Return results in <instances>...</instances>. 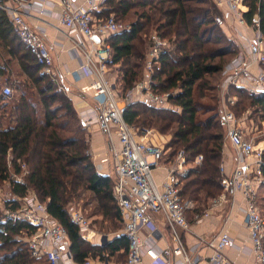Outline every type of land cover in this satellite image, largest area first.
Segmentation results:
<instances>
[{
	"label": "trees",
	"instance_id": "trees-1",
	"mask_svg": "<svg viewBox=\"0 0 264 264\" xmlns=\"http://www.w3.org/2000/svg\"><path fill=\"white\" fill-rule=\"evenodd\" d=\"M244 2L248 8L243 13L244 18L250 22L257 14L264 33V0ZM206 4L209 0H108L100 13L103 17L110 14L120 18L135 17L126 28L106 38L113 62L119 65L123 83L121 93L143 78L150 46L146 39L149 30L156 29L169 40L171 47L160 55L151 77L153 92H173L168 105L156 106L135 100L123 106L122 116L130 125L156 128L161 133L176 123L166 145L171 148V153L180 147L188 159L197 155L203 157L201 165L191 168L181 181V196L197 205L201 202L200 193L205 194L202 202L206 205L207 200L221 191L219 167L223 126L219 99L214 94L216 85L211 80L220 78L223 67L237 52L235 43L215 24ZM223 41L230 46L216 48ZM207 44L214 45L206 47ZM0 54L9 57L0 66V75L9 70H5L9 61H16L29 81L15 86L19 91L17 95L4 97L0 93L3 110L0 114V181L9 182L13 195L23 197L32 190L41 202L46 203L48 213L66 229L70 252L76 262L85 263L89 255L102 256L121 248L126 251L124 235L113 238L104 248L91 247L70 221L66 203L83 191L94 196L97 213L110 222L119 221L121 225L112 194V180L109 175L96 171L87 153V140L72 100L42 72L1 9ZM10 81L7 77L9 84ZM232 90L239 97L230 107L232 111L250 107L264 123V92L251 95L242 89ZM202 98H209L212 103H204ZM173 106L179 109L175 110ZM262 154L264 158V150ZM261 172L264 177V164ZM19 175H22L20 181L14 177ZM260 200L264 202V196ZM16 206L17 202H14L12 208ZM2 216L0 211V264L36 262L27 243L17 238L21 234H30L32 227L23 220L1 221ZM42 260V264H47Z\"/></svg>",
	"mask_w": 264,
	"mask_h": 264
},
{
	"label": "built area",
	"instance_id": "built-area-1",
	"mask_svg": "<svg viewBox=\"0 0 264 264\" xmlns=\"http://www.w3.org/2000/svg\"><path fill=\"white\" fill-rule=\"evenodd\" d=\"M107 1L83 0L82 4L75 5L71 0H57L56 4L59 7V21L66 28L72 48L80 51L83 57L81 65L69 73L76 79L89 77L96 100L95 109L80 111L78 116L86 128L98 122L111 144L112 194L121 221V230L116 235L122 234L127 240L125 264H142L144 251L149 256V264H170V256L178 259L177 264H195L183 246L180 230L189 228L186 212L194 209L196 204L181 196V181L191 168L201 164L203 157L197 155L188 159L184 150L170 153V148L156 144L150 137L152 130L137 131L133 125L128 124L122 116L123 107L119 105L122 100L123 105L135 100L156 106L168 105L169 96L173 92H153L151 77L154 64L170 45L156 33L149 34L150 46L143 78L121 94L110 73L112 67L118 64L113 62L106 38L119 33L123 28L114 15L100 16ZM244 1L212 0L223 12V18H215L219 26L226 28L225 22L231 18L235 21L236 29H244H237L239 35L235 37L236 40L231 37L239 49L221 71V88L231 86L257 95L264 92V33L257 14L252 16L250 22L244 18L243 13L248 9ZM0 9L6 13L21 42L41 66L42 72L59 89L70 94L68 87L59 81L60 73L51 46L28 17L30 3L27 0H0ZM1 94L9 97L12 89L4 86ZM222 98L220 118L225 128L224 140L234 150V165L229 173L223 164L220 165L223 193L212 198L203 212L194 213L193 220L200 223L204 216L219 211L228 202L229 194L239 192L244 202L245 226L255 264H264V219L256 201L257 189L264 182L261 172L264 164L263 149L243 135L235 114L224 106L225 97ZM230 102L233 103L232 99ZM113 131L116 132L117 148L113 147ZM14 202H17V206L12 208ZM9 204L1 221L23 220L32 227L25 240L32 258L44 259L47 264H79L70 252L66 229L48 213L46 203L41 202L32 190H28L23 197L12 196ZM67 212L80 236L91 247H100L107 241L105 235L90 228L88 219L80 210L72 208ZM157 214L163 216L173 242V245L158 250L153 246L155 240L161 237ZM203 240L212 250L210 264H228L223 250L234 243L227 231L221 230ZM145 245H148L147 249ZM106 256L102 264H114ZM83 264H89L88 260Z\"/></svg>",
	"mask_w": 264,
	"mask_h": 264
},
{
	"label": "crops",
	"instance_id": "crops-1",
	"mask_svg": "<svg viewBox=\"0 0 264 264\" xmlns=\"http://www.w3.org/2000/svg\"><path fill=\"white\" fill-rule=\"evenodd\" d=\"M30 3L28 17L30 21L38 26L43 37L51 46L52 52L56 57V67L60 73L59 81L68 87L70 94L68 96L77 110L89 111L96 108V100L92 89L90 88L91 79L83 76L79 79L74 78L71 71L77 69L83 62L82 53L72 48V41L67 35L66 28L59 21V7L56 4L57 0H27ZM75 5H80L83 0H71ZM9 57L0 54V66L5 64ZM14 63L18 71L14 70ZM12 66V69L11 67ZM6 74H1L0 79L10 78L11 74L22 75L16 61H9V67L5 68ZM11 79V78H10ZM88 146L89 153L92 156V161L96 171L100 174L112 175L111 167V144L107 135L102 131L98 122L92 123L88 128ZM113 147H118L116 134L112 136ZM235 158L234 150L229 142L224 140L221 150V160L225 164L227 171H230ZM161 175V172H160ZM209 202L204 206L207 208ZM196 204L195 208L186 212L189 228L180 230L181 241L188 256L195 260V264H210L209 258L212 250L205 244L203 239H208L221 230L228 232L233 240V246L223 250L228 264H255V259L251 251V242L248 238V230L244 220V202L239 192H233L228 195V202L218 211H213L202 218L200 223H195L193 215L198 210L203 212L204 209ZM203 209V210H202ZM157 225L161 232V237L156 239L153 246L156 250L165 246L173 245L171 241L169 229L165 223L163 216L157 214ZM119 228L117 231H120ZM107 241L100 247H106L116 235V230L112 233L103 234ZM145 237V234L143 238ZM203 241V242H202ZM87 242V241H86ZM148 245H145V249ZM107 255V256H106ZM107 257L114 264H125L126 251L121 248L118 251L111 253L105 252L102 256H88L89 264H102V259ZM177 258L170 256V264H177ZM149 256L144 251L142 264H149ZM78 263V262H77ZM80 264V263H79Z\"/></svg>",
	"mask_w": 264,
	"mask_h": 264
},
{
	"label": "rangeland",
	"instance_id": "rangeland-1",
	"mask_svg": "<svg viewBox=\"0 0 264 264\" xmlns=\"http://www.w3.org/2000/svg\"><path fill=\"white\" fill-rule=\"evenodd\" d=\"M205 7H208V8L211 9L212 16H214L213 17L214 21H215L216 17H220V18L224 17L223 16V12L221 11V9H219V7H217L215 4H213L212 0H209V4H206ZM112 15H114V14H112ZM114 18H115V20L118 23L121 24L122 28H126L128 26V24H129L128 22L130 20L134 19L135 17L133 15H128V17H125V18H120V16L119 17H114ZM215 24L217 25L218 28L220 27V31L223 30L224 33H222V34H224V36H226L230 40H232L231 37L234 40H236L235 37H237L239 35L237 29L244 31V29L242 27H238L236 29L235 21L232 20L231 18L226 20V22H225L226 28H222L221 26H219L218 23H216V21H215ZM152 32L156 33L158 36H161L160 33L156 29L149 30L148 35L146 37L147 42H149L148 36ZM161 37H163V36H161ZM166 40H167V42L169 43V45L171 47V44H170L169 40L168 39H166ZM213 45L214 44H207L206 47L207 46L211 47ZM225 45L230 46V44H228L226 42L224 43V41H223L219 45H216V48H219V47H222V46H225ZM234 47L239 49V47H237V45H235ZM15 65L16 64L14 63V70L16 72V71H18V69H16L17 67ZM155 65H156V63L154 64V66ZM110 73L113 75L114 83L118 86V88L121 89V87L123 86V83L120 80L121 73H120V70H119V65L112 67ZM143 73H145L144 67H143ZM10 78H11L10 84L6 81V79H4V78L0 79V93H1V91H2L4 86H9L12 89V94L13 95H17V94H19V91L16 90L15 86L18 85V84H21L20 82L23 83L24 80L29 83L28 79L24 75H20V74L17 75V73L16 74H14V73L11 74ZM221 78H222V76L220 75V78L217 77L216 80H214V81L211 80V82L216 85V90H215L214 94L219 99V101H218L219 102L218 103L219 106H220V104H222V100H223L222 96H224L225 97V100L223 101L224 106H226L229 110L232 111V109L230 107H232L233 104L239 98L238 97V93L235 92L234 90H232V89H236V88H232L231 86L229 88H227V89L221 88ZM57 88H58V86H57ZM58 90L62 91L59 88H58ZM242 90H244V89H242ZM244 91L246 92V90H244ZM64 94L68 97V94H66L65 92H64ZM121 94H124V93H121ZM231 99H232L233 103L230 102ZM201 101L204 102V103H210V102L212 103V101L209 98H202ZM119 103H120L119 105H122V107L124 106L123 105L124 104L123 100L120 101ZM173 108L175 110L179 109L176 106H173ZM2 111H3L2 108H0V114H1ZM232 112L236 116L238 124H239V126H240V128H241V130L243 132V135L247 139L252 141L257 147L262 148L264 150V123L261 121V119L259 117V114L254 113L253 109L250 108V107H248L246 110H243V111L241 109H235L234 108V111H232ZM133 126H134V128L137 131H142L143 129L152 130V132L150 133V137L155 141L156 144H158V145L161 144L167 149V148H169V147L166 146L167 142L171 138V134L174 131L176 123H173L172 126L167 131H165L164 133L159 132L156 128H140V127H137L135 125H133ZM81 127L83 128V131H84V134H85L84 135L85 136V140H87L86 143L88 145V139H89L88 128L84 127L83 125ZM222 128H223L222 129V132H223V141L222 142L224 144L225 128L224 127H222ZM115 133L116 132L113 131L112 132V136H114ZM88 149H89V146H88ZM88 149H87V153H89ZM177 149L178 150H175L174 153L176 151H179V150H184L183 148H180V147L177 148ZM172 150H174V148H172ZM171 152L172 151H171V148H170V153ZM90 156H91V154H90ZM91 159H92V156H91ZM221 164H223L224 167H226L222 160L220 162V165ZM233 165H234V161H233ZM233 165H232L231 169L233 168ZM231 169H229V170L231 171ZM225 171L227 173L230 172V171H227L226 168H225ZM219 173H220V171H219ZM14 177H16V180L22 179V175L14 176ZM220 181H221V173H220ZM261 185L257 189L256 201H257V206L259 208V211H260V213H261V215H262V217L264 219V214H263V212H264V202L260 200V198L262 196H264V187L261 188ZM221 193H223L222 188H221V191H220V193L218 195H220ZM199 195H200L201 202L198 203V206L202 207V206L205 205L202 202V201L205 200V198H204L205 194L204 193H200ZM218 195H216V196H218ZM12 196H14V195L11 193L9 182L0 181V211L2 212V214H3L4 210L6 209V206L10 205L9 202L6 205V202L10 201L12 199ZM215 197H213V198H215ZM210 200L211 199L207 200V202H209ZM207 202H206V204H207ZM195 204H197V203H195ZM72 208L80 210L82 215L85 218L88 219L90 228L93 231L97 232V233H101V234H107L108 233L109 234V233L114 232L115 230H116V232H118L117 230L121 227L119 221L114 220L113 222H110L109 220L104 219L99 213H97L96 202H95L94 196L90 192L81 191L78 194H76L75 196L70 197L69 201H67V203H66V209L70 210ZM116 226L119 227V228H117ZM17 238L21 239L22 241L25 242L26 233L17 236ZM41 262H43L42 259H37L36 262H34L33 264H42Z\"/></svg>",
	"mask_w": 264,
	"mask_h": 264
}]
</instances>
